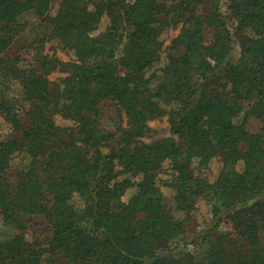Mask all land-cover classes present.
<instances>
[{
    "label": "trees",
    "instance_id": "16d2710c",
    "mask_svg": "<svg viewBox=\"0 0 264 264\" xmlns=\"http://www.w3.org/2000/svg\"><path fill=\"white\" fill-rule=\"evenodd\" d=\"M54 1L0 0V264H264V0H228L227 14L220 0H59L52 15ZM37 19L76 61L3 57ZM107 100L127 119L118 146L99 124ZM161 117L172 135L146 141ZM214 160V182L197 175ZM30 214L48 247L26 238Z\"/></svg>",
    "mask_w": 264,
    "mask_h": 264
},
{
    "label": "rangeland",
    "instance_id": "374dc122",
    "mask_svg": "<svg viewBox=\"0 0 264 264\" xmlns=\"http://www.w3.org/2000/svg\"><path fill=\"white\" fill-rule=\"evenodd\" d=\"M59 0H55L51 7V14L56 15L59 9ZM222 11L227 14L228 0H220ZM108 20L105 19L101 25V29L107 26ZM180 28L169 31L164 35V46H169L172 39L179 34ZM48 54L51 57L58 58L61 62H74L76 55L74 52L66 49L60 40L52 35V27L49 22L42 19L33 21L28 28H26L18 38H16L12 45L4 52L5 59H14L20 56V64L24 66H32L42 69V62L39 60L40 55ZM49 67V66H48ZM67 75L66 66L59 65L57 69L53 70L49 75L52 81H59ZM19 89V85H15ZM28 102L20 103V117L26 123V110L29 108ZM100 112V128L104 132H113L115 138L109 142L111 146H118L122 129L127 125L125 116H121L117 110V106L113 101H103L98 106ZM57 120L63 125L73 126L74 123L70 119H63L58 116ZM250 130L257 131L261 128V123L255 118L250 119ZM12 133L10 124L5 122L0 113V139L7 138ZM172 135L170 124L167 117H161L149 121V128L147 129L145 140L154 141ZM197 175L201 178H206L209 182H214L220 172V164L214 160L210 166L196 169ZM210 217V205L204 199L199 202L192 216L188 217L185 222L186 234L188 238L194 237L199 230L204 226L205 221ZM28 223L27 229L24 231L26 238H28L34 245L46 248L50 239V231L44 216L38 214H30L25 216ZM229 224H224L219 228L217 233L224 234L232 232ZM193 245H191L192 247ZM58 263L62 264L61 259Z\"/></svg>",
    "mask_w": 264,
    "mask_h": 264
}]
</instances>
